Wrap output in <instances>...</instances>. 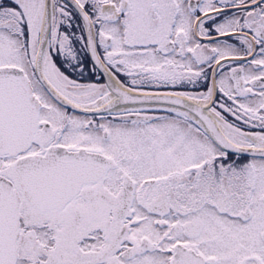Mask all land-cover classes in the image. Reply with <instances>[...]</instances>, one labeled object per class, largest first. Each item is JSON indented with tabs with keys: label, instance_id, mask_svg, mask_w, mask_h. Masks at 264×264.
Returning a JSON list of instances; mask_svg holds the SVG:
<instances>
[{
	"label": "snow or ice",
	"instance_id": "snow-or-ice-1",
	"mask_svg": "<svg viewBox=\"0 0 264 264\" xmlns=\"http://www.w3.org/2000/svg\"><path fill=\"white\" fill-rule=\"evenodd\" d=\"M0 264H264V0H0Z\"/></svg>",
	"mask_w": 264,
	"mask_h": 264
}]
</instances>
